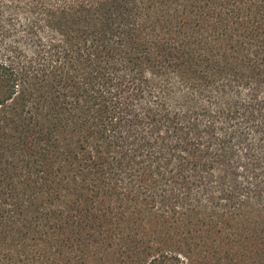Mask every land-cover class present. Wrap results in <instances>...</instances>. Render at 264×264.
<instances>
[{"label": "trees", "instance_id": "obj_1", "mask_svg": "<svg viewBox=\"0 0 264 264\" xmlns=\"http://www.w3.org/2000/svg\"><path fill=\"white\" fill-rule=\"evenodd\" d=\"M0 264H264V0H0Z\"/></svg>", "mask_w": 264, "mask_h": 264}]
</instances>
